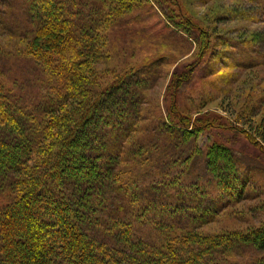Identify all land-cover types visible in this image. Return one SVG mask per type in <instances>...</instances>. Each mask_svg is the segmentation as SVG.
<instances>
[{"label": "trees", "instance_id": "trees-1", "mask_svg": "<svg viewBox=\"0 0 264 264\" xmlns=\"http://www.w3.org/2000/svg\"><path fill=\"white\" fill-rule=\"evenodd\" d=\"M2 1L0 264H264V221L206 230L257 190L228 143L199 145L230 126L181 102L211 41L189 6L221 0ZM230 1L227 14L264 24V0ZM178 34L199 53L174 73L167 112L150 111L170 58L134 56L176 51ZM113 41L135 63L104 81ZM244 45L231 66L264 65Z\"/></svg>", "mask_w": 264, "mask_h": 264}, {"label": "rangeland", "instance_id": "rangeland-1", "mask_svg": "<svg viewBox=\"0 0 264 264\" xmlns=\"http://www.w3.org/2000/svg\"><path fill=\"white\" fill-rule=\"evenodd\" d=\"M2 2L0 8L3 9ZM239 7L238 3L230 0L209 4L196 1L189 6L190 12L210 30L211 41L204 61L194 68L189 85L180 90L181 102L183 106H203L200 111H193L195 115L219 117L222 119L220 122L230 126L231 129L214 127L211 132L203 133L199 138V145L207 146L214 139L228 143L242 160V180L250 179L249 187L257 190L252 198L229 208L216 223L206 227V230L212 233L244 230L259 226L264 221V65L232 67L234 62L230 60L231 57L234 61L244 59V56L233 52L237 50V46L245 44L244 46L247 45L253 50L251 54L254 58L264 62V24L227 14L230 13L227 10H237ZM225 13L226 19H221ZM6 27L16 29L13 23L6 24ZM180 37L182 39L177 38L173 43L177 46L176 51L160 45L146 44L134 56L137 60L141 57L158 58L162 55L170 58L163 66L162 78L148 95L150 111H154L158 106L162 113L167 112L171 102L174 73L193 64L199 53L200 43L197 39L186 34ZM110 45L111 57L96 69V74L104 81L112 79L120 70L135 63L129 59L128 53L120 51L115 41ZM182 45L186 46L188 51H183L185 47ZM233 127L246 130L260 141V146L251 143L240 129L238 131Z\"/></svg>", "mask_w": 264, "mask_h": 264}]
</instances>
